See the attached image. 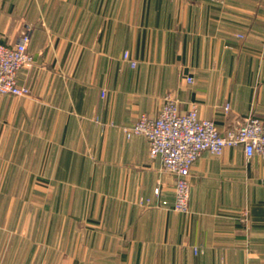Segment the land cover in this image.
Segmentation results:
<instances>
[{
	"label": "crops",
	"instance_id": "obj_1",
	"mask_svg": "<svg viewBox=\"0 0 264 264\" xmlns=\"http://www.w3.org/2000/svg\"><path fill=\"white\" fill-rule=\"evenodd\" d=\"M25 31L32 95L0 96V264H264L263 158L203 153L183 214L123 132L168 94L221 132L264 120V0H0V43Z\"/></svg>",
	"mask_w": 264,
	"mask_h": 264
},
{
	"label": "built area",
	"instance_id": "obj_2",
	"mask_svg": "<svg viewBox=\"0 0 264 264\" xmlns=\"http://www.w3.org/2000/svg\"><path fill=\"white\" fill-rule=\"evenodd\" d=\"M244 38V36H238ZM31 35L25 31L18 44L8 46L0 43V96L26 98L32 95V90L20 83L22 71L33 67L35 57L29 52ZM123 59L133 68L137 63L128 52ZM188 83L194 79L189 77ZM227 114L231 105L225 106ZM100 122L98 118L94 119ZM123 132L128 139L143 137L148 141L150 157L159 158L163 171L175 177V202L172 209L175 212L188 214L190 212V176L195 163L203 153L213 157H221L229 148L242 147L248 159L255 156L264 159V120L251 116L241 125L231 127L221 132L212 120L200 117L197 105H192L182 112L177 99L168 94L164 98L158 117L147 114L139 116L135 124L124 127ZM156 196H161V189H156ZM149 200H140L141 205H148ZM164 207L167 201L161 203ZM243 223L248 225L249 213L241 215ZM198 253V250H195Z\"/></svg>",
	"mask_w": 264,
	"mask_h": 264
}]
</instances>
